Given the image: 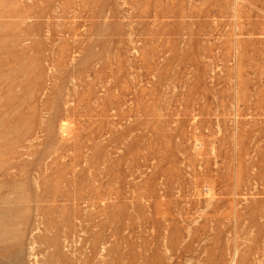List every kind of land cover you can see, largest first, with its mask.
<instances>
[{
    "label": "rangeland",
    "instance_id": "374dc122",
    "mask_svg": "<svg viewBox=\"0 0 264 264\" xmlns=\"http://www.w3.org/2000/svg\"><path fill=\"white\" fill-rule=\"evenodd\" d=\"M0 264H264V0H0Z\"/></svg>",
    "mask_w": 264,
    "mask_h": 264
},
{
    "label": "bare ground",
    "instance_id": "6f19581e",
    "mask_svg": "<svg viewBox=\"0 0 264 264\" xmlns=\"http://www.w3.org/2000/svg\"><path fill=\"white\" fill-rule=\"evenodd\" d=\"M45 206V205H44ZM66 235H68V234H66ZM234 260V259H233Z\"/></svg>",
    "mask_w": 264,
    "mask_h": 264
}]
</instances>
